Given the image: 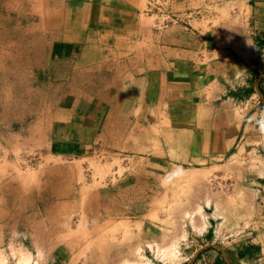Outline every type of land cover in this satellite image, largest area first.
<instances>
[{
  "label": "rangeland",
  "instance_id": "374dc122",
  "mask_svg": "<svg viewBox=\"0 0 264 264\" xmlns=\"http://www.w3.org/2000/svg\"><path fill=\"white\" fill-rule=\"evenodd\" d=\"M244 1L0 0V264H187L236 234L264 240V212L254 208L264 202V102L255 86L264 52L249 49L248 63L235 43L231 76L214 65L228 53L214 50L225 26L246 35ZM197 39L192 93L237 107L240 119L247 112L250 126L232 131L240 136L227 156L179 164L155 151V159L142 138L154 141L157 128L108 143L120 117L103 94L121 72L147 57L158 66L165 44Z\"/></svg>",
  "mask_w": 264,
  "mask_h": 264
},
{
  "label": "crops",
  "instance_id": "0c3cea01",
  "mask_svg": "<svg viewBox=\"0 0 264 264\" xmlns=\"http://www.w3.org/2000/svg\"><path fill=\"white\" fill-rule=\"evenodd\" d=\"M243 7L245 15L241 16L243 23L240 24L242 28H239V34L242 32L246 35L233 37L232 34L235 31L233 26H225L220 32L222 35L218 36L223 47L214 48L216 51L228 52L219 56L214 63L215 70H221L220 74L223 78L230 77L232 74L231 61L234 58L232 54H229L232 52L228 49L231 46L233 48L232 44L239 43L245 53L249 49L258 53L264 52V0H245ZM181 42L183 43L184 40ZM95 43V47L98 48L99 42L95 41ZM92 45H89L87 50L90 46L93 47ZM199 45V39L192 45L188 43L187 46H184V43L180 47H168L165 44L162 49L167 54L160 58L158 66H152L151 58L148 60L147 57L146 60H138V63L134 64L130 70L125 68L121 72L118 83L112 84L108 89L110 92L103 94L104 98L108 97L106 100L111 112L120 117L117 121H115L116 117L112 119L114 121L111 122V129L116 137L108 143L120 146L124 138H130L132 133L141 135L136 132L139 128H157L159 129L158 137L153 138L154 141L146 140L149 136L142 138L145 153L153 155L155 159L159 157V159L179 162V164L197 163L199 165L212 159L213 156H227L236 138L240 136L239 133L233 134L232 131L239 130L240 132L243 125L250 126V124H245L247 112L240 119L239 110H235L237 107L230 108L223 103L222 107L217 108L213 102L202 103L192 93L194 80L191 77H195L196 69L192 70L189 64L193 63L194 56L192 55L196 53ZM168 52L173 57L169 58ZM95 54L98 56L97 52ZM246 55L249 63L251 53ZM81 59L87 67L97 65L91 62L93 60L89 57L85 60L80 56ZM260 59L264 60V54ZM182 65L184 66L181 74L183 79L176 80L175 77L180 74ZM189 69L193 71V74H190L191 77H189ZM261 85L264 89V79ZM188 87L189 92L185 89ZM216 112L219 113L217 116H215ZM219 115L225 125L220 120H216ZM147 133L149 134V131ZM245 134H247L246 131L242 139L244 137L248 139ZM245 143V147L252 144L251 142ZM131 147L135 148L134 140ZM253 174L247 173L246 175L252 176ZM95 199L96 197L89 198L87 204L91 212L96 210L93 203ZM255 207H260L259 213L264 212V202L255 204ZM236 235L237 237L222 246L224 253L215 247L208 248L197 256L193 264H264L262 236H255L251 232L245 236Z\"/></svg>",
  "mask_w": 264,
  "mask_h": 264
},
{
  "label": "water",
  "instance_id": "95a60500",
  "mask_svg": "<svg viewBox=\"0 0 264 264\" xmlns=\"http://www.w3.org/2000/svg\"><path fill=\"white\" fill-rule=\"evenodd\" d=\"M262 79H264V74L260 75L255 82V86L257 89V92L259 93L262 101L264 102V95L262 94L261 88H260V82L262 81ZM211 247H215L218 250H220L221 252L224 253V249L220 244L217 243H208L205 246L201 247L199 250H197L196 254L189 260V262L187 264H193L194 260L197 258V256L204 250L211 248Z\"/></svg>",
  "mask_w": 264,
  "mask_h": 264
},
{
  "label": "bare ground",
  "instance_id": "6f19581e",
  "mask_svg": "<svg viewBox=\"0 0 264 264\" xmlns=\"http://www.w3.org/2000/svg\"><path fill=\"white\" fill-rule=\"evenodd\" d=\"M232 203H233V199H232V196H230L229 198H227V201H226L227 207H229Z\"/></svg>",
  "mask_w": 264,
  "mask_h": 264
}]
</instances>
